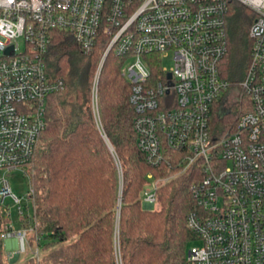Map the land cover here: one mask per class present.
Instances as JSON below:
<instances>
[{"label": "built area", "instance_id": "2783aa9c", "mask_svg": "<svg viewBox=\"0 0 264 264\" xmlns=\"http://www.w3.org/2000/svg\"><path fill=\"white\" fill-rule=\"evenodd\" d=\"M232 2L254 15L250 61L235 86L222 71ZM55 32L86 54L107 37L92 83L96 114L106 57L124 60L138 147L152 167L170 170L147 175L142 206L158 204L165 181L194 172L187 227L200 245L175 264H264V0H0V204L14 198L20 215L8 176L29 167L47 100L66 89L45 62ZM31 230L10 226L4 239L15 238L21 254Z\"/></svg>", "mask_w": 264, "mask_h": 264}, {"label": "trees", "instance_id": "16d2710c", "mask_svg": "<svg viewBox=\"0 0 264 264\" xmlns=\"http://www.w3.org/2000/svg\"><path fill=\"white\" fill-rule=\"evenodd\" d=\"M253 16L231 3L222 71L234 86L244 79L250 61ZM108 43L102 36L86 54L71 34H53L47 71L62 78L66 89L47 100L46 128L31 161L34 241L44 254L27 264H117V245L122 264H175L185 259L194 238L187 227L195 203L194 172L161 184L158 208L142 206L147 175L167 177L170 170L166 164L152 167L138 147L124 60L113 52L101 69L99 113L93 111V78ZM10 223L0 204V264H10L4 248Z\"/></svg>", "mask_w": 264, "mask_h": 264}, {"label": "rangeland", "instance_id": "374dc122", "mask_svg": "<svg viewBox=\"0 0 264 264\" xmlns=\"http://www.w3.org/2000/svg\"><path fill=\"white\" fill-rule=\"evenodd\" d=\"M100 63H101V60H100ZM163 66H166L168 68L172 67L173 66L172 60L170 59V60L164 61ZM99 80H100V76H99ZM238 91H239V89H238ZM237 93L238 92L235 90L232 91V93L230 94L231 97L229 99L233 100V98L235 96H237L236 95ZM228 103H230V101H228ZM98 107H99V100H98ZM234 110H235L234 112H238L240 110L239 106L234 107ZM98 111H99V108H98ZM3 174H4V172L0 171V178H1V176H3ZM33 175H34V171L32 169V162H31L29 164V167L25 171L17 170L15 172L10 173V175L8 176L11 191L13 192V194L16 197L21 199L22 211L24 214L22 216L20 215L19 210H18L19 205L15 202L14 198L8 197L5 199L3 207L5 208V210L7 211V214L10 217V220H11L10 226L12 227V229L14 231L22 230L24 228L31 230L32 226L33 227L37 226L36 223L33 225V222H35V220L34 221L32 220V218H34V205H33V200L31 199V197L33 196L34 191H35L34 184L32 181ZM165 182H167V181H165ZM31 189H32V193H31ZM156 208H158V204L154 208H152V210H154ZM23 216L28 217L29 220L21 221V217H23ZM34 230H35V227L33 230L29 231V234H28L29 244L26 245V251L24 253H21V254L19 253L20 259H18V263H26L27 264L29 262V260H38L39 261L43 257L44 253L37 246L36 241H34V236H35V240H36V233L34 232ZM6 231H5V233H6ZM199 245H200V243L198 241L189 242V244L187 245V250L193 246H199ZM37 250H38L37 256H39V257H33V256H36L35 252ZM118 256H119V258H118ZM8 261L10 262L9 258H8ZM116 262H117V264H122V259L120 256V251H119L118 245H117V249H116Z\"/></svg>", "mask_w": 264, "mask_h": 264}, {"label": "crops", "instance_id": "0c3cea01", "mask_svg": "<svg viewBox=\"0 0 264 264\" xmlns=\"http://www.w3.org/2000/svg\"><path fill=\"white\" fill-rule=\"evenodd\" d=\"M4 248L7 258L10 260L15 259V256H20L18 255L17 240L15 238L4 239Z\"/></svg>", "mask_w": 264, "mask_h": 264}, {"label": "water", "instance_id": "95a60500", "mask_svg": "<svg viewBox=\"0 0 264 264\" xmlns=\"http://www.w3.org/2000/svg\"><path fill=\"white\" fill-rule=\"evenodd\" d=\"M170 77V76H169ZM18 255H19V253H18ZM20 256H15V259H11L10 260V264H16V263H18V258H19Z\"/></svg>", "mask_w": 264, "mask_h": 264}]
</instances>
